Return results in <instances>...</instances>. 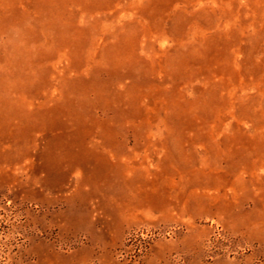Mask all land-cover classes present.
<instances>
[{"label":"rangeland","instance_id":"374dc122","mask_svg":"<svg viewBox=\"0 0 264 264\" xmlns=\"http://www.w3.org/2000/svg\"><path fill=\"white\" fill-rule=\"evenodd\" d=\"M0 264H264V0H0Z\"/></svg>","mask_w":264,"mask_h":264}]
</instances>
